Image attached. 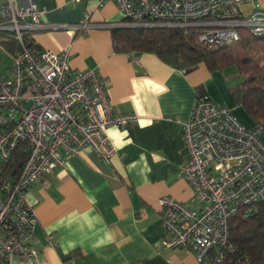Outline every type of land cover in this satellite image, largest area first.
Returning a JSON list of instances; mask_svg holds the SVG:
<instances>
[{"label":"built area","instance_id":"1","mask_svg":"<svg viewBox=\"0 0 264 264\" xmlns=\"http://www.w3.org/2000/svg\"><path fill=\"white\" fill-rule=\"evenodd\" d=\"M96 1L119 6L124 21L115 27H194L199 43L210 49L239 40L241 30L264 34V9L241 10L255 0ZM42 13L33 0H0V61L9 62L0 73V160L8 162L24 141L29 146L20 176L6 181L0 194V264H16V256L39 264L41 251L29 244L36 216L25 199L33 182L86 147L110 162L116 148L107 129L137 120L114 110L94 69L72 73L67 54L34 42L32 34L45 28ZM87 20L66 27L78 32L90 27ZM181 129L186 159L179 172L197 206L159 198L163 247L185 248L198 264H249L228 257L230 220L240 212L249 216L264 201V125L247 128L228 107L196 93Z\"/></svg>","mask_w":264,"mask_h":264},{"label":"crops","instance_id":"2","mask_svg":"<svg viewBox=\"0 0 264 264\" xmlns=\"http://www.w3.org/2000/svg\"><path fill=\"white\" fill-rule=\"evenodd\" d=\"M33 1L43 10L45 25L32 34L34 42L67 54L72 73L94 69L114 110L137 115L125 128L107 129L116 148L110 162L83 148L65 156L64 165L26 192L36 216L29 244L41 251L38 263L198 264L185 248L163 247L158 202L169 196L197 206L191 185L179 172L186 159L181 124L190 116L196 87L202 85L213 102L228 107L246 127L257 123L235 104L222 73L204 64L187 72L152 52H116L111 29L124 21L116 2ZM254 5L264 9V0L245 3L241 10L249 14ZM86 16L90 27L78 32L66 27ZM259 137L264 142V129ZM5 163L0 160V179ZM15 263L26 264L22 256Z\"/></svg>","mask_w":264,"mask_h":264},{"label":"trees","instance_id":"3","mask_svg":"<svg viewBox=\"0 0 264 264\" xmlns=\"http://www.w3.org/2000/svg\"><path fill=\"white\" fill-rule=\"evenodd\" d=\"M111 34L116 52H152L177 69H195L204 64L210 71L223 74L233 66L241 77L240 82L228 85L235 104L254 122L264 125V34L241 30L239 40L212 49L199 43L198 29L194 27H115ZM196 92L206 94L202 85L196 87ZM28 147L27 142H22L5 163V173L0 179L2 193L8 176L13 181L20 176L28 158ZM230 243L232 250L227 254L231 262L247 260L249 264H264V201L256 203L249 216L240 212L232 217Z\"/></svg>","mask_w":264,"mask_h":264},{"label":"rangeland","instance_id":"4","mask_svg":"<svg viewBox=\"0 0 264 264\" xmlns=\"http://www.w3.org/2000/svg\"><path fill=\"white\" fill-rule=\"evenodd\" d=\"M6 60L7 59L5 57H3V59L0 61V73H3L6 66H8V64H9V62ZM223 76L225 77L228 85H233L234 83L240 82V80H241V77L236 75L235 68L233 66L226 68L224 73H223ZM231 98H232V96H231Z\"/></svg>","mask_w":264,"mask_h":264},{"label":"water","instance_id":"5","mask_svg":"<svg viewBox=\"0 0 264 264\" xmlns=\"http://www.w3.org/2000/svg\"><path fill=\"white\" fill-rule=\"evenodd\" d=\"M186 71L189 72V71H191V69H187Z\"/></svg>","mask_w":264,"mask_h":264}]
</instances>
